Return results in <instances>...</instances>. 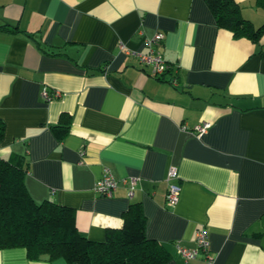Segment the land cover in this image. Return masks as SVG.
<instances>
[{
	"label": "crops",
	"instance_id": "crops-1",
	"mask_svg": "<svg viewBox=\"0 0 264 264\" xmlns=\"http://www.w3.org/2000/svg\"><path fill=\"white\" fill-rule=\"evenodd\" d=\"M235 2L264 22L255 0ZM158 32L168 65L159 78L134 55ZM261 49L264 35L255 43L218 27L205 0H0V156L21 157L30 197L72 208L90 240L121 227L138 202L166 264H264ZM43 89L59 95L46 101ZM169 166L180 186L171 207ZM106 170L119 180L111 196L94 190ZM198 230L208 252L185 260L177 245L195 248ZM0 264L68 263L14 247L0 249Z\"/></svg>",
	"mask_w": 264,
	"mask_h": 264
},
{
	"label": "trees",
	"instance_id": "trees-1",
	"mask_svg": "<svg viewBox=\"0 0 264 264\" xmlns=\"http://www.w3.org/2000/svg\"><path fill=\"white\" fill-rule=\"evenodd\" d=\"M205 1L218 27L230 30L235 37L258 43L264 35V22L254 26L243 17L235 0ZM255 3L264 10V0ZM260 53L264 56V49ZM68 119L61 114L59 123L52 126L58 138L67 133ZM3 133L0 120V140ZM26 170L21 157L0 156V249L21 247L29 258H62L68 264H166L170 258L160 243L146 236L140 203L129 205L122 226L108 229L104 240H90L78 231L72 208L30 197L24 185Z\"/></svg>",
	"mask_w": 264,
	"mask_h": 264
},
{
	"label": "built area",
	"instance_id": "built-area-1",
	"mask_svg": "<svg viewBox=\"0 0 264 264\" xmlns=\"http://www.w3.org/2000/svg\"><path fill=\"white\" fill-rule=\"evenodd\" d=\"M163 38L162 33H156L151 38L146 39V44L149 49L147 52H135L134 55L137 57L140 63L151 66V74L156 77H161L167 70L168 65L164 61L160 51L155 50L154 46L161 42ZM118 47L123 48V43L118 42ZM172 83L175 84V79H172ZM44 100L48 101L52 98L59 95V92L50 93L46 89H43L41 92ZM210 127L209 122H203L194 127V132L197 135H202ZM185 128V126H183ZM177 170L174 166H169L166 172L165 180L167 183V189L165 194V204L168 207L174 206L179 198L180 186L177 183ZM124 181V180H123ZM138 182V179L135 177L130 178L129 187H128V196L133 195V191ZM119 180H117L109 171H105L102 176L95 182L94 190L103 196H111L115 188L117 187ZM195 248H186L181 245H177L178 254L183 257L185 260L192 259L197 257L199 252H208L209 249V240L207 234L203 230H198L195 234ZM207 260L210 261V258L207 257Z\"/></svg>",
	"mask_w": 264,
	"mask_h": 264
}]
</instances>
